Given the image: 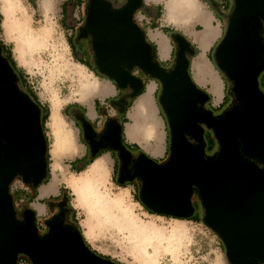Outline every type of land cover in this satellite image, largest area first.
<instances>
[{"label": "water", "instance_id": "95a60500", "mask_svg": "<svg viewBox=\"0 0 264 264\" xmlns=\"http://www.w3.org/2000/svg\"><path fill=\"white\" fill-rule=\"evenodd\" d=\"M139 5L140 0H130L124 10L112 12L102 0H91L76 40L88 38L95 70L119 90L132 88L131 99L139 97L144 86L132 74L134 69L160 84L158 104L168 127L169 155L157 163L141 151L129 175L125 168L130 154L122 145L123 126L116 119H109L97 142L84 121L91 154L102 147L120 151L123 176L143 179L140 199L156 211L190 218L191 195L197 191L204 223L227 246L231 264L264 262V93L259 83L264 47L257 36L264 0H236V10L232 6L227 16L228 30L213 49L212 62L235 99L218 118L201 106L209 95L199 90L190 71L195 47L185 36H170L175 55L169 68L151 62L154 47L131 19ZM185 52L192 55L188 60ZM12 70L0 47V264H17L20 254L32 264H112L88 253L79 237L58 221L48 225L51 233L40 235L34 213L26 211L22 221L14 220L9 184L17 173L32 187L46 179L47 141L38 123L41 109L28 94L17 91ZM120 103L123 112L125 99ZM206 130L219 145L211 160L205 158Z\"/></svg>", "mask_w": 264, "mask_h": 264}, {"label": "clouds", "instance_id": "9594fccd", "mask_svg": "<svg viewBox=\"0 0 264 264\" xmlns=\"http://www.w3.org/2000/svg\"><path fill=\"white\" fill-rule=\"evenodd\" d=\"M102 3L112 12H120L129 6L130 0H102ZM232 3L235 11L236 0ZM90 5L91 0H83L80 6L70 4L69 0H0V47L9 49L15 64L12 70L17 76L15 88L26 95L27 84L40 99L51 84L55 98L63 103L62 116L68 133L66 145L62 146L50 129L43 132L47 141L43 159L48 182L55 168L61 178L56 196L63 207L54 205L51 199L40 201L41 206L50 210L47 215L58 218L63 229L77 235L88 253L108 257L112 264H231L227 246H222L219 235L203 220L156 211L144 200L137 199L136 181L114 179L116 160L111 149L102 147L91 154L89 140L81 138L80 129L87 125L86 109L78 97L91 91L93 86L112 83L99 69L93 70L95 65L89 67L78 59L69 42L72 28L78 26L77 22ZM196 12L210 16L218 38L223 37L230 21L221 16L213 0H140L131 19L145 35L149 30L159 29L165 35L176 33L183 37L181 25L188 23ZM259 24L257 36L260 46L264 47V17ZM196 27L203 30L201 24ZM191 56L185 52L186 60ZM260 59L264 61V54ZM151 62L164 63L158 52ZM231 83L236 86L234 80ZM40 103L47 108L50 118L52 98L40 99ZM43 108L38 120L40 131L47 127ZM100 108L105 115L115 117V108L107 101ZM108 108L113 109L111 113ZM80 109L84 111L77 119L76 112ZM99 130H103L102 126ZM57 151L69 155L57 162L53 159ZM166 152L165 144L147 155L152 160H162ZM44 186V183L36 186L32 200L16 201L14 194L30 189L32 183H26L22 173L13 177L9 195L15 221H22L26 211L40 220L35 205L39 189ZM51 231L49 226L48 232Z\"/></svg>", "mask_w": 264, "mask_h": 264}, {"label": "crops", "instance_id": "0c3cea01", "mask_svg": "<svg viewBox=\"0 0 264 264\" xmlns=\"http://www.w3.org/2000/svg\"><path fill=\"white\" fill-rule=\"evenodd\" d=\"M69 3L75 6H80L83 4V0H69ZM213 6L220 10L222 17H227L228 11H230L232 8V2L231 0H213ZM65 13L67 16V13H68L67 7L65 9ZM83 18H84V15L81 17V20L77 22L78 26L72 28V35L69 37L70 43L72 40L76 38L77 29L82 24ZM202 19H203V14L196 12L192 15V17L190 18V21L188 23L181 25V27L184 32V36L187 38V40L192 45H194V47L197 50V54L195 58L191 59L190 71L192 75L194 72V76L197 82L202 83L203 79L204 81L201 85L197 83L196 80L195 82L197 83V86L201 88L202 91L203 89L208 88V85H209L208 83H210L211 93L213 95L209 91L207 90L206 91L208 92V95L210 94L209 95L210 97L212 96L214 98L215 96L214 99L217 101L216 105L219 106L220 103L227 101V99L224 94V83H223L222 77L219 74V72L216 70L215 66L213 65L210 53L213 52V49L216 43L220 40V38H218V32L214 30L211 26V17L208 20H202ZM201 21H202V24L204 25V31L202 33L197 34L195 32L196 31L195 29L189 28L191 24H194L196 22H201ZM146 37H147V40L155 46L156 52H158L160 60L164 61V63L162 64L167 65V62H169L171 58V54H172L171 40L169 39L170 36L168 37L167 35H165L164 32L157 29L155 31L149 30L146 34ZM209 49H211V52H209ZM73 50L74 49L72 48V51ZM206 53L207 55H205ZM73 54H75V51L73 52ZM210 70H211V73H210ZM210 74H212V76H210ZM133 75L141 79L144 85L143 88H145L143 93L141 92V95L137 97L138 102L136 103L134 108H133L134 106V103H133V106L131 105L127 111L125 110L122 112V104L120 103L121 99H115L119 95V92L117 91L116 86L113 87V82L112 83H101L100 88L104 94V97H101V98H104V100L105 99H110V101L112 100L111 102H108V104H111L114 106L115 112H116L115 117H112L111 115H105L102 112L100 107L97 109V107L95 106V102L91 103L89 101H86V102L80 101V103L84 106V109H86L85 121L88 123L96 122V123H89V124L91 125V127L93 128V130L95 131L97 135H99V133L101 132L99 130L100 126H102V128L104 129L105 123L107 120L116 119L123 126V137L125 139V142L129 144L137 145L138 148L144 153H146L147 155V153H154L160 147L164 146L165 144L167 145L166 132L161 131L159 128L162 123V120L158 121V124L155 127L156 129L155 131H153V128H151L150 126H147L146 124L147 120L149 119L148 103L149 104L151 103L154 107L153 96L158 89L159 83L156 81L155 84H152L151 81L153 79L146 77L145 75H143V73H141L137 69L133 70ZM92 89L93 90H91L90 94H94L97 92L96 91L97 86H95ZM127 105H128V102H127ZM216 105H213V106H216ZM72 107H78V106L73 105ZM62 109H63V103H60L59 116L64 121V118L62 116ZM84 109H80L79 111L76 112L77 119L81 118ZM112 110L113 109L111 108L107 109L109 113H111ZM153 114H154V117L156 118L157 116L156 112H154ZM46 120H47V127L45 128V132H47L50 129L49 127L50 118L47 117ZM123 121H127V122L124 123ZM80 136L82 139L87 138L83 128L82 130L80 129ZM166 155H167V152L165 153V157L162 160H165ZM64 158H65L64 156L61 157L60 155V157L58 158V161L63 160ZM86 160L87 158L85 159V162ZM158 161H161V160H158ZM54 176H56L59 181L56 179H53ZM50 183L47 181L45 183L46 187L44 186L41 189H39V193H38L39 199H38L37 204L35 205L36 211L40 215L39 221H37L35 217L37 223H39L40 221L44 223V221L48 218V215H47L48 209L42 207L40 201H45L49 199H57L56 193L59 189L61 179L57 176L56 170L52 172L51 174ZM35 188L36 187H31L30 189L18 191L14 194V198L16 199V201H20L22 199L30 201L32 200L33 195L35 194ZM39 225H42V224H39ZM23 264H27V263L23 262Z\"/></svg>", "mask_w": 264, "mask_h": 264}, {"label": "rangeland", "instance_id": "374dc122", "mask_svg": "<svg viewBox=\"0 0 264 264\" xmlns=\"http://www.w3.org/2000/svg\"><path fill=\"white\" fill-rule=\"evenodd\" d=\"M231 2H232V0H231ZM232 6H233V3H232ZM227 15H229V12H228V14ZM208 19H210V16H205V15H203V19L202 20H208ZM82 23H83V21H82ZM197 24H201L202 25V28H203V30H198L197 29V27H196V25ZM189 28H191V29H195L196 31V33L198 34V33H202L203 31H204V25L202 24V21L201 22H196V23H194V24H191L190 26H189ZM168 37H169V34L167 35ZM169 39L171 40V38L169 37ZM221 39V38H220ZM81 41V44H83L84 43V39H81L80 40ZM70 42V41H69ZM219 42V41H218ZM217 42V43H218ZM216 43V44H217ZM216 46V45H215ZM171 47H172V54H171V58H170V60H169V62H167V65H170V64H172V62H173V60H174V55H175V46L173 45V43H172V40H171ZM196 49V48H195ZM67 54V53H66ZM196 54H197V51L195 50V53H194V55H193V58H195V56H196ZM210 56L212 57V52L210 53ZM213 63V62H212ZM160 65H161V67L163 68V69H166L167 68V66L166 65H164V64H162V63H160ZM214 65V64H213ZM135 70V69H134ZM209 70V69H208ZM217 70V69H216ZM192 71H193V69H192ZM210 73H211V70H210ZM132 74H133V71H132ZM220 74V73H219ZM221 75V74H220ZM21 76H22V78H23V80H24V77H23V75L21 74ZM193 76H194V72H193ZM210 76H212V74H210ZM221 77H222V80H223V83H224V94H225V97H226V99H227V101H224L223 103H220L219 104V106H217L216 104H217V101L214 99L215 98V96H214V98L211 96H209V99H208V101H207V103H205V104H203V105H201L204 109H206V110H211L212 111V114H213V116L214 117H219L220 115H221V113L223 112V111H225L226 109H228V108H230L231 106H233L234 104H235V99L233 98V96H232V93H231V91H230V85H229V83L224 79V77L221 75ZM194 78H195V76H194ZM209 79V78H208ZM195 80H196V78H195ZM206 80V79H205ZM203 81H204V79H203ZM203 81H202V83H203ZM207 81V80H206ZM196 82H197V80H196ZM197 83H199V82H197ZM202 83H199L200 85L202 84ZM259 83H260V89H261V91L264 93V72L260 75V77H259ZM209 85H208V88H206V89H203V91L204 92H206V93H208L207 91H209L210 93H211V84L210 83H208ZM27 85V84H26ZM99 87V90L97 89L96 91V93H94V94H90L91 93V91L89 92V94L87 93V94H85L84 95V97L83 98H81L80 96L78 97V99L80 100V101H84V102H86V101H89V102H95V101H97L99 104L96 106L97 107V109H98V107H100L102 104H104L105 103V100H104V98H101V97H104V94H103V92L101 91V88H100V85L98 86ZM97 87V88H98ZM198 87V86H197ZM29 88V87H28ZM199 88V90H201V88L200 87H198ZM144 89L145 88H143V90L141 91L142 93H143V91H144ZM31 90V89H30ZM207 90V91H206ZM202 91V90H201ZM159 94H160V84H158V89H157V91L155 92V94H154V96H153V102H154V107H153V105L150 103H148V110H149V119L147 120V122H146V124H147V126H150L151 128H153V131H155L156 129H155V127L157 126V124H158V121L159 120H162V123H161V125H160V130L161 131H164V132H166V135H167V148H168V143H169V139H168V127H167V124H166V122H165V120H164V118H163V116L164 115H162L163 114V112L161 111H159V109H158V107H157V102H158V97H159ZM212 94V93H211ZM139 95H141V94H139ZM210 95V94H209ZM213 95V94H212ZM52 98V105H54V108H55V112H57V114H58V116H59V106H60V103H62L59 99H56L55 98V92H54V90L52 89V87H51V84H49V86H48V89H47V91L45 92V94H44V96H42L40 99H47V98ZM40 99H38L39 100V102H40ZM112 101V100H111ZM55 102V103H54ZM138 102V99L136 98V99H134V101H133V103H134V106H133V103L131 104L132 106H133V108L135 107V105H136V103ZM213 105H216V106H213ZM153 109H154V111H153ZM154 112H156V114H157V116H156V118L154 117ZM60 117V116H59ZM140 118V117H139ZM159 118V119H158ZM60 119L62 120V118L60 117ZM62 123H63V132L61 133V138L58 140V142H60V144L63 146V145H66V143H67V140H68V133H67V131H66V125H65V122L62 120ZM158 128V129H159ZM205 135L206 136H204V138H205V141H206V148H205V158L206 159H209V160H211L212 159V157H213V154H216L217 153V148H219V145H218V143H217V141H215L214 139H213V135H212V131L211 130H206V132H205ZM213 151V152H212ZM60 155H61V157H66V156H68L69 154L67 153V152H61V151H57V156H56V158L54 159L55 161H57L58 162V158L60 157ZM167 157V156H166ZM166 159V158H165ZM153 161H155V162H157V163H159V161L158 160H153ZM164 161V160H163ZM162 161V162H163ZM162 162H160V163H162ZM57 171V170H56ZM60 178V177H59ZM53 179H56V180H58V178H53ZM61 179V178H60ZM115 179V178H114ZM59 181V180H58ZM58 183V182H57ZM56 183V184H57ZM51 184V183H50ZM49 186V185H48ZM46 187V186H45ZM42 188V187H41ZM40 188V189H41ZM137 188V187H136ZM40 196V195H39ZM136 196H137V199H139L138 198V189H137V192H136ZM41 197V196H40ZM191 202H192V207L195 209V211H194V214L196 215L195 216V218L193 219V220H196V221H200V220H203V222H204V215H205V211H204V206H203V204H202V201H201V199H200V196H199V194L198 193H196L195 191L192 193V195H191ZM48 211V210H47ZM49 216V215H48ZM35 221H36V219H35ZM36 224H37V227H38V232H39V234L40 235H44V233H45V229H43L41 226H39V224H43V222H39V223H37V221H36ZM222 246H223V243H222ZM100 256V255H99ZM101 257H103V258H105V259H108V260H110L108 257H105V256H101ZM23 262L24 263H27V264H32V262H31V260L27 257V256H25V255H23V254H20L19 256H18V260H17V264H23ZM259 264V263H258ZM262 264H264V262L262 263Z\"/></svg>", "mask_w": 264, "mask_h": 264}, {"label": "flooded vegetation", "instance_id": "af4514ba", "mask_svg": "<svg viewBox=\"0 0 264 264\" xmlns=\"http://www.w3.org/2000/svg\"><path fill=\"white\" fill-rule=\"evenodd\" d=\"M229 13H230V11H229ZM80 40L81 39L76 40V38H75L74 40L71 41L72 48L74 49L73 52L75 51V55L77 56L78 59H81L83 63H86V64L89 65V67H92L93 66V57H92V54H91V51H90V47H89V43H88V38H84V43L83 44H81V41ZM84 46H85V48H84ZM211 59H212V57H211ZM93 70H95V68ZM116 89H117V87H116ZM117 91L119 92V95L115 99H125V104L124 105L126 107H128L127 102H128V104L131 103V102L133 103V101H134L135 98H133V100H132L129 97V92H127L126 90H119V89H117ZM109 102H111V101L109 100ZM157 107H158L159 111L161 112L162 110H161L159 104H157ZM162 115H164V114H162ZM163 118L165 120V116H163ZM215 118H218V117H215ZM108 121L109 120L106 121L104 129L99 133V135H97L95 133V131L93 130V132H94V134H93V141L97 142L100 139L102 133L106 129V125H107ZM81 130H82V128H81ZM123 138L124 137H122V145L124 146L125 150L127 152H129V154H130V159H129L127 165H126L125 170H126L127 173H129V175H132L134 162H135V160L137 158V155L140 153V151L139 150H135L131 146V144L125 142V139H123ZM89 144H90V141H89ZM109 149H111V148H109ZM111 151H112V154H113V158L116 160V174H115V177L114 178L118 182L119 181H122L123 182V181H125L127 179L123 176V171H122L123 160L120 157V151H117V150H114V149H111ZM90 152H91V146H90ZM248 160L251 161V162H255L252 159H248ZM162 161L163 160L159 161V163L162 162ZM133 180L136 181L135 186L138 189V198L140 199V196H139V194H140V187L142 185V180L143 179L136 177V178H134L132 180H127V181H133ZM195 192L198 193L197 191H195ZM52 203L54 205H59V207H61V208L63 207V204H62V202L60 201V199L58 197H57V199H55L54 201H52ZM49 211L50 210L48 209V212ZM194 211H195V209H194ZM194 211H193V215L192 216H196L194 214ZM55 221H58V218L57 217L48 216V218L44 221V223L42 225H39V226H41V227L43 226L42 228L45 229V233H46L47 230H48V225L53 224ZM45 233H44V235H45ZM258 263L259 264H262L263 262L258 260L257 261V264Z\"/></svg>", "mask_w": 264, "mask_h": 264}, {"label": "trees", "instance_id": "16d2710c", "mask_svg": "<svg viewBox=\"0 0 264 264\" xmlns=\"http://www.w3.org/2000/svg\"><path fill=\"white\" fill-rule=\"evenodd\" d=\"M229 12V11H228ZM173 33H169V36H171ZM172 43H173V41H172ZM153 45V44H152ZM173 45H174V43H173ZM194 46V45H193ZM153 47H154V51H155V54L157 53L156 52V48H155V46L153 45ZM2 48V54H3V56L8 60V62L10 63V65H11V67L13 68V69H15V64H14V62L12 61V58H11V54H10V51H9V49L8 48H3V47H1ZM215 48V47H214ZM196 50V49H195ZM197 51V50H196ZM212 60V59H211ZM173 63V62H172ZM167 66V68H169L170 66H171V64L170 65H166ZM98 74V73H97ZM99 75V74H98ZM19 78L21 79V81H23V78H22V76H21V74H20V76H19ZM25 87H26V93L31 97V99L40 107V109H42L43 108V106L41 105V103L39 102V100H38V98L35 96V94L34 93H32V91L30 90V88H28V86L27 85H25ZM141 94V93H140ZM109 100L110 99H105V101H107V103L109 102ZM133 100V99H132ZM99 103L97 102V101H95V106H97ZM131 104H132V102L131 103H129L128 104V107L126 108V111L130 108V106H131ZM99 108V107H98ZM43 111H44V119H47V108H43ZM124 123L125 122H127V121H123ZM43 132H45V129H43ZM204 136H206V135H204ZM122 137H123V133H122ZM124 139V138H123ZM168 139H169V132H168ZM213 139H214V137H213ZM215 140V139H214ZM216 141V140H215ZM131 146L135 149V150H139L140 152H141V150L138 148V146L137 145H135V144H131ZM217 150H218V148H217ZM213 152V151H212ZM168 155H169V149L167 148V157H168ZM166 157V158H167ZM48 177L46 176V179L42 182V183H46L47 181H48V179H47ZM55 199H51V201H54ZM191 219H194L195 218V216H192V217H190Z\"/></svg>", "mask_w": 264, "mask_h": 264}, {"label": "bare ground", "instance_id": "6f19581e", "mask_svg": "<svg viewBox=\"0 0 264 264\" xmlns=\"http://www.w3.org/2000/svg\"><path fill=\"white\" fill-rule=\"evenodd\" d=\"M94 87L95 86H93L92 88H94ZM97 89L99 90V87ZM91 90H93V89H91ZM89 92H87V93L89 94ZM87 93L81 94L80 97L83 98L84 95ZM49 127L51 129V135L54 136L56 138V140L58 141L61 138V133L63 132V123H62V120L60 119V117L58 116L57 112H55L54 105H52V107H51V116H50ZM56 156H57V153L54 156V158H56ZM100 167H102V166H100ZM55 170L56 169L53 168L52 172H54ZM54 178H57V177L54 176Z\"/></svg>", "mask_w": 264, "mask_h": 264}]
</instances>
